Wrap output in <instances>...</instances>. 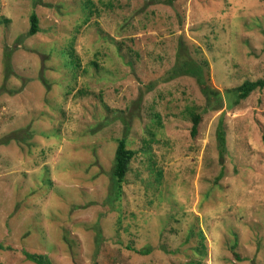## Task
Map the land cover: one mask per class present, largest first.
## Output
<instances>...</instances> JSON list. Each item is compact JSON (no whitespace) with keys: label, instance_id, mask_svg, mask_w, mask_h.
Segmentation results:
<instances>
[{"label":"rangeland","instance_id":"1","mask_svg":"<svg viewBox=\"0 0 264 264\" xmlns=\"http://www.w3.org/2000/svg\"><path fill=\"white\" fill-rule=\"evenodd\" d=\"M0 1V264H264V87L172 73L181 40L226 103L264 81V0Z\"/></svg>","mask_w":264,"mask_h":264},{"label":"trees","instance_id":"2","mask_svg":"<svg viewBox=\"0 0 264 264\" xmlns=\"http://www.w3.org/2000/svg\"><path fill=\"white\" fill-rule=\"evenodd\" d=\"M177 0H166V3L169 5H173V3ZM1 2V1H0ZM30 29L28 32L29 36L36 35L39 32V18L37 14L33 13L30 17ZM67 53L70 57L71 64L76 67L78 65L79 58L76 56L73 45H71L67 49ZM209 63L208 61H201L200 63L194 61L186 52L185 43L180 40L178 46L177 60L176 66L174 68V76L186 75L191 76L196 79L199 84L202 93L206 99V109L205 110H222L225 105L230 108L235 107L240 104L241 101L246 100L253 92L264 87V81H245L241 86L236 87L232 90H227L226 93H229L230 96L228 98V103L224 100V94L220 90H216L212 88L208 84L209 79ZM186 116L192 121V130L191 135L196 137L198 134V129L200 122L202 120L201 114L197 112V109L194 107H188L186 109ZM217 141L218 148L220 152V156L223 159L224 155L227 151V132L224 121L221 119L218 129H217ZM146 145L148 143L146 142ZM137 152L128 148V141L126 137L119 139L116 157H115V167L113 172V180L117 185L116 196L120 194V189L127 177V174L130 170V166L132 161L134 160ZM222 174H220L221 176ZM199 238L201 240L202 250L205 249L203 242L206 237L202 231H199ZM5 247L0 243V250H4ZM139 254L147 255L151 252L150 249H142L137 251ZM25 256L30 261L36 264H52L51 260L44 255L40 254H31L25 253Z\"/></svg>","mask_w":264,"mask_h":264}]
</instances>
